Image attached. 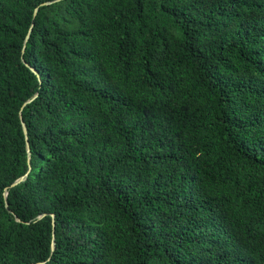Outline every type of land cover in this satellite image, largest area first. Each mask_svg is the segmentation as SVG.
Listing matches in <instances>:
<instances>
[{
    "label": "trees",
    "instance_id": "trees-1",
    "mask_svg": "<svg viewBox=\"0 0 264 264\" xmlns=\"http://www.w3.org/2000/svg\"><path fill=\"white\" fill-rule=\"evenodd\" d=\"M46 1L0 0V264H264V0Z\"/></svg>",
    "mask_w": 264,
    "mask_h": 264
},
{
    "label": "water",
    "instance_id": "water-1",
    "mask_svg": "<svg viewBox=\"0 0 264 264\" xmlns=\"http://www.w3.org/2000/svg\"><path fill=\"white\" fill-rule=\"evenodd\" d=\"M54 1H57V0H54ZM54 1H46L44 3H42L40 6H44V5H48V4H51L53 3ZM36 7L35 10H34V16L36 15V13L38 12V9L39 7ZM33 25H34V22H32L31 24V27L28 31V34L25 38V41H24V44H23V48H22V52L25 51L26 49V43L28 41V39L30 38V33H31V30L33 28ZM22 62L24 65H26L34 74H36V76L39 78V74L37 72V70L31 66L29 63H27L23 58H22ZM37 96V93L32 97L30 98L29 100H27L26 102L23 103V105L21 106V110L19 112V117H20V121H21V126H22V130H23V133H24V137H25V141H26V149H27V154H28V158L30 156V146H29V142H28V131H27V127H26V124L24 123L23 121V118H22V109L28 104L30 103L35 97ZM30 170V166H29V169L28 171L22 175L21 177H19L17 180H15L14 182H12L8 187L5 188V191H4V198L6 199L7 195H8V189L10 188H13L14 186H16L17 184L21 183L22 181H24L28 175V172ZM6 207L8 208V203L6 202L5 203ZM44 216H46L45 213L43 214H40L36 217V220H39L41 218H43ZM51 218H52V242H51V253L54 251L55 249V215L54 214H50ZM16 220L18 222H22L18 217H16ZM26 224H28L29 222H25ZM44 262H38L37 264H43Z\"/></svg>",
    "mask_w": 264,
    "mask_h": 264
}]
</instances>
